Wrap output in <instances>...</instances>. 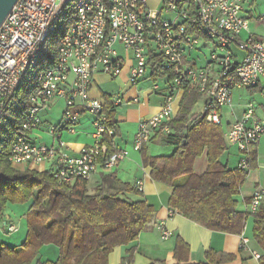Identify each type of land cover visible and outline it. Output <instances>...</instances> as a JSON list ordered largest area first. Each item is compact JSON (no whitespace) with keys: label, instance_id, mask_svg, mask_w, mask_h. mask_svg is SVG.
Instances as JSON below:
<instances>
[{"label":"built area","instance_id":"2783aa9c","mask_svg":"<svg viewBox=\"0 0 264 264\" xmlns=\"http://www.w3.org/2000/svg\"><path fill=\"white\" fill-rule=\"evenodd\" d=\"M149 1L18 0L0 27V126L9 101L22 85L33 82L34 88L27 99L20 135L11 146L13 166H43L59 185H73L78 180L90 181L101 170L115 169L128 157V151L116 149L109 155L104 138H114L115 131L106 125L104 103L90 97L94 74H121L124 65L115 49L117 44L136 61L130 77L133 86L146 76L149 66L154 72L169 74L175 88L197 89L204 101L199 117L211 124L221 125V112L232 105L236 89H256L264 83V44L251 35L246 39L240 36L248 24L242 14L249 0H160L156 11ZM260 21L264 25V16ZM192 23L198 24V34L194 27L189 28ZM59 31L62 38L48 57V44ZM202 38L216 48L203 67L187 65V49L196 50ZM234 47L244 53L242 59L232 54ZM150 57L156 60L149 63ZM59 101H64L66 108L60 124L49 131L57 146L34 144L31 134L41 125L40 112ZM173 101V95L167 96L163 108L139 124L136 152L155 135L174 133ZM121 102L113 100V105ZM86 113L95 117L94 144L76 155L68 154L62 134L75 133L81 115ZM227 139L240 152L264 139V115L258 116L253 103L232 124ZM136 188L143 193L141 182ZM263 204L264 187H258L249 205L250 215H257ZM15 231V226L9 227L10 233ZM248 247L243 231L239 248ZM252 256L261 258L257 251Z\"/></svg>","mask_w":264,"mask_h":264},{"label":"trees","instance_id":"16d2710c","mask_svg":"<svg viewBox=\"0 0 264 264\" xmlns=\"http://www.w3.org/2000/svg\"><path fill=\"white\" fill-rule=\"evenodd\" d=\"M193 27L198 34V24L189 26ZM61 38L60 31L52 37L49 48L52 55ZM155 60L150 57L149 63ZM153 76L161 77L158 72ZM169 77L172 80L171 75ZM24 87H28V96L21 110L13 120L7 122L5 118L0 126V220L8 205L31 202L26 219L28 234L19 247L0 244V264H33L42 248L51 245L58 249V258L54 262L37 261L36 264H109L114 249L131 246L143 232L151 229L156 210L136 186L122 182L115 173L102 174L90 187V181L59 185L49 171L15 168L10 162L11 146L20 135L34 83H25L20 89ZM200 99L197 89H185L180 110L171 124L177 133L162 140V144L174 146L175 152L171 156L151 157L144 146L140 151L143 166L151 169L153 181L173 187L169 207L191 222L213 232L240 236L252 218L253 240L262 252L259 262L264 264V204L257 215L238 208V197L248 175L257 168V148L241 152L246 167L230 169L222 160L230 150L222 123L211 124L191 115ZM103 113L107 127L113 129L116 136L118 127L109 99ZM104 143L109 155L114 153V138L106 135ZM204 151L208 169L199 176L194 172V163ZM135 252L136 246L129 248L123 264H131ZM233 260L232 255L210 251L205 255V262L193 263L189 247L177 237L172 257L152 264H224Z\"/></svg>","mask_w":264,"mask_h":264},{"label":"crops","instance_id":"0c3cea01","mask_svg":"<svg viewBox=\"0 0 264 264\" xmlns=\"http://www.w3.org/2000/svg\"><path fill=\"white\" fill-rule=\"evenodd\" d=\"M159 1L150 0L149 3L158 4ZM243 7L244 13L242 16L247 19L248 24L241 32V38L246 39L251 35L264 44V25L260 21V17L264 16V0H249L244 3ZM201 40V44L196 50L187 49L185 56V63L187 65L203 67L208 58V55L204 51H209L210 54L216 48L214 43L203 38ZM115 49L124 65L121 74L116 77L103 72L94 74L90 97L91 99L102 101L104 104L109 99L118 127V134L114 137L115 149L128 151L129 155L115 169L99 171V177L95 181L97 183L102 174L115 173L122 182L132 186H136L137 183L141 182L144 188L143 197L149 205L155 208L156 214L151 229L143 232L137 242L131 246L114 249L109 257V264H123V258L126 256L127 250L132 246H136V252L131 264H152L155 261L168 260L172 257L175 250L177 237L189 247L190 261L193 263L205 262V255L213 251L219 254L223 253L234 256L233 261L224 264H260L259 260L252 256V252L257 251L260 254L262 252L254 240L253 245L247 233V225L244 231L246 237L249 239V247L247 250H240L239 235L210 231L171 210L168 203L173 193V187L152 180L151 169L143 166L141 153L134 150V142L139 124L154 117L163 108L169 95H173L174 98L173 108L175 116L171 121L172 124L180 110L185 90L175 88L169 75L161 73L160 78H155L153 76L155 72L152 71L151 66L147 69L146 76L137 85L133 86L130 82V77L133 68L136 66L134 56L132 53L127 52L121 44H117ZM231 52L239 60L244 56V53L235 48H232ZM263 91L264 83L256 89L239 88L234 91L232 105L221 112L222 125L224 130L226 127V135H228L232 124L243 117L249 104L253 103L256 106L258 116L264 115ZM245 92H247L248 96H246ZM116 99H121L122 102L114 106L113 100ZM58 107L60 109L59 116L56 120H52L54 110ZM65 108V102L59 101L50 109L40 112L41 125L38 130L31 134L34 144L57 146V141L49 134V131L53 125L57 126L60 124ZM203 111L204 101L200 99L194 106L191 115L199 116ZM94 122L95 117L93 115L88 113L82 114L75 133L64 132L62 134L61 140L66 144L64 149L66 153L76 155L85 147H90L94 144ZM173 132V134L177 133L174 129ZM44 136L47 137L48 141L44 140ZM164 137L162 135H155L151 142L145 145L149 156H171L175 152L176 148L174 146L158 145L157 142L162 144ZM228 145L230 146V150L224 155L223 162L227 163L230 169H236L241 165L244 166L245 158L241 155V152L229 143ZM256 148L258 152L257 168L249 173L238 197V208L242 212L249 211V205L255 189L264 187V142L256 146ZM233 149L236 150V153L231 154L230 152ZM15 168L19 170L33 169L41 172L46 167L30 168L28 165H20ZM207 169V152L204 151L195 160L194 172L196 175L201 176ZM7 207L4 211L3 219L0 220V244L16 248L23 245L26 241L28 234L27 221L22 223L23 219L21 218L18 222H15L7 215ZM12 225L16 227V231L10 233L9 227ZM22 226H25L26 233L21 232ZM58 255V249L45 246L33 264H36L37 261L54 262L52 260L58 257Z\"/></svg>","mask_w":264,"mask_h":264},{"label":"rangeland","instance_id":"374dc122","mask_svg":"<svg viewBox=\"0 0 264 264\" xmlns=\"http://www.w3.org/2000/svg\"><path fill=\"white\" fill-rule=\"evenodd\" d=\"M149 5H150L151 9H153L154 11H156L159 8V3L158 4H151V3H149ZM48 45H49V47H48V51H49L48 52V57H51L52 51H50V49H49L50 48V43ZM234 48L237 49L236 47H234ZM204 53L209 56V51H204ZM245 93L247 94V92H245ZM27 96H28V87H24V88L20 89L19 92L14 96V99H13L12 103L10 104L9 109L6 111V120H7V122L13 120L14 115L21 110V106H22L23 102L26 100ZM246 96H248V94ZM59 111H60L59 107L58 108H55L54 114L52 116V120H56V118L59 116ZM41 117H43V115H41ZM225 130H226V127H225ZM225 135H226V132H225ZM226 139H227V137H226ZM44 140L45 141H48V139H47L46 136H44ZM227 142H228V140H227ZM263 142H264V139H262V141L260 142V144H262ZM157 143H158V145L164 146L163 144H161L159 142H157ZM230 153L231 154L232 153L234 154V153H236V150L233 149V150H231ZM14 167H17V166H14ZM22 171H24V170H22ZM98 177H99V172L97 174H95L91 178V180H90V187H93L96 184V181L95 180ZM30 206H31V202L26 203V204H10L7 207V211L6 212H7V215L10 218H12L15 222H18L22 218L23 219L22 223H23L27 219V215H28ZM247 226H248V229H247L248 230L247 231L248 236L251 238L252 243L254 245L253 238H252V232H253L252 218L249 219ZM21 232L22 233H26L25 226H22V231ZM21 232H20V234H21ZM26 239H27V236H26ZM49 247L56 248L55 246H52V245L49 246ZM57 258L58 257L54 258L52 261H55Z\"/></svg>","mask_w":264,"mask_h":264},{"label":"water","instance_id":"95a60500","mask_svg":"<svg viewBox=\"0 0 264 264\" xmlns=\"http://www.w3.org/2000/svg\"><path fill=\"white\" fill-rule=\"evenodd\" d=\"M17 2L18 0H0V27Z\"/></svg>","mask_w":264,"mask_h":264}]
</instances>
